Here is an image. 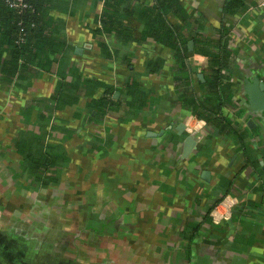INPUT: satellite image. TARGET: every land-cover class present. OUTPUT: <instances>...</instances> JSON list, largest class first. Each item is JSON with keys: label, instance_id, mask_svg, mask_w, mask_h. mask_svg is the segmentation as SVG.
Segmentation results:
<instances>
[{"label": "crops", "instance_id": "crops-1", "mask_svg": "<svg viewBox=\"0 0 264 264\" xmlns=\"http://www.w3.org/2000/svg\"><path fill=\"white\" fill-rule=\"evenodd\" d=\"M62 1L48 22L64 46L21 60L29 71L17 83L0 72V264H264V118L245 96L264 86L261 0L234 15L224 0H177L188 25L167 19L192 43L187 58L145 38L146 1L116 0L107 33L99 0ZM223 33L221 115L234 133L192 113ZM86 81L100 87L78 92ZM106 90L113 105L97 112ZM190 122L196 135L178 131ZM29 145L65 159L57 184L43 189L24 171Z\"/></svg>", "mask_w": 264, "mask_h": 264}, {"label": "trees", "instance_id": "trees-1", "mask_svg": "<svg viewBox=\"0 0 264 264\" xmlns=\"http://www.w3.org/2000/svg\"><path fill=\"white\" fill-rule=\"evenodd\" d=\"M116 0H99L103 5L102 15L98 19L103 33H107L110 19L107 14L114 6L118 7ZM145 3L143 13L139 11V18L146 30L145 38H150L169 45L174 52L183 58L188 57L190 53L184 41H180L179 34L181 25H171L168 23L167 15L172 13L178 18L182 25H188L190 19L183 10L181 4L177 0H143ZM224 13L226 15H234L238 12L245 11L247 8L246 0H224ZM22 7H10L7 0H0V57L5 54L10 57V61L1 62L0 72L6 74V81L19 82L24 78V74L29 71L26 65H20L21 60L28 62L29 58H37L43 56L46 51L51 50L56 46H64L63 41L56 39L52 33L50 23L48 22V15L51 11L63 7L65 4L62 0H24ZM141 5L136 4L137 9L141 10ZM151 5V6H150ZM127 12L133 13V8H128ZM225 34L223 33L217 42L218 47L216 51L207 53L213 69L210 71V79L204 84V89L208 97L204 101L198 102L192 109V113L204 123L211 124L215 129H220L225 133L235 132L230 125L224 121L221 111L227 105L226 94L231 90L230 84H225L222 75L223 69H229L228 51L225 44ZM183 52V54L180 53ZM197 52V51H195ZM199 53V52H197ZM3 58V57H2ZM1 60V59H0ZM15 83V84H16ZM14 84V83H11ZM19 84V83H18ZM96 86V87H95ZM92 85L90 81L83 82L77 88L78 92H83L92 95V92L99 88L98 85ZM63 86H60V90ZM60 93V91H59ZM112 92L106 90L104 97L100 98L94 107L97 112L101 109H106L113 105L111 99ZM108 95V97L106 96ZM88 96V95H87ZM242 139L243 136H238ZM242 137V138H241ZM33 145L28 146V152L23 155V169L33 178L35 184L41 188H47L52 184H57L61 179V171L63 168L62 161L58 157L46 156L39 151H34Z\"/></svg>", "mask_w": 264, "mask_h": 264}, {"label": "water", "instance_id": "water-1", "mask_svg": "<svg viewBox=\"0 0 264 264\" xmlns=\"http://www.w3.org/2000/svg\"><path fill=\"white\" fill-rule=\"evenodd\" d=\"M189 50L192 49V43L188 44ZM202 75H198V78L202 81ZM261 90L262 92H258L256 89ZM245 96L249 106V109L252 117L259 115L261 118H264V86L259 85V83H254L250 87L245 89ZM248 127H251L254 124L253 118L248 121ZM184 125H179L178 131L182 132L184 130Z\"/></svg>", "mask_w": 264, "mask_h": 264}, {"label": "built area", "instance_id": "built-area-1", "mask_svg": "<svg viewBox=\"0 0 264 264\" xmlns=\"http://www.w3.org/2000/svg\"><path fill=\"white\" fill-rule=\"evenodd\" d=\"M23 1L24 0H7V2L10 5V7H13V8L22 7ZM258 6L264 7V0H261L259 2ZM98 27H99V29H101V25L99 23H98ZM202 125L204 127L205 123H203ZM184 126H185V129L188 131V133H191L192 135H196V133L199 132L202 129L201 126L198 128V125H193L192 126L191 122L190 123H187V124H184ZM226 202H227V200H225L224 202H222V204L227 206ZM210 216L212 218V221H213V224L214 225L221 224L222 223L221 221L222 220H226V218H227L225 215L221 214L218 211V207L217 206L215 208H213Z\"/></svg>", "mask_w": 264, "mask_h": 264}, {"label": "clouds", "instance_id": "clouds-1", "mask_svg": "<svg viewBox=\"0 0 264 264\" xmlns=\"http://www.w3.org/2000/svg\"><path fill=\"white\" fill-rule=\"evenodd\" d=\"M194 59L198 60L199 62H202L203 58L201 57H195Z\"/></svg>", "mask_w": 264, "mask_h": 264}]
</instances>
